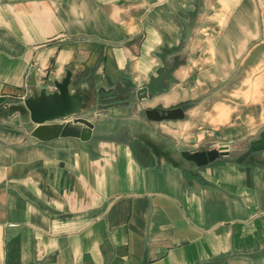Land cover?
I'll return each mask as SVG.
<instances>
[{
	"label": "crops",
	"instance_id": "obj_1",
	"mask_svg": "<svg viewBox=\"0 0 264 264\" xmlns=\"http://www.w3.org/2000/svg\"><path fill=\"white\" fill-rule=\"evenodd\" d=\"M68 70L92 136L39 140ZM0 264H264V0H0Z\"/></svg>",
	"mask_w": 264,
	"mask_h": 264
},
{
	"label": "water",
	"instance_id": "obj_2",
	"mask_svg": "<svg viewBox=\"0 0 264 264\" xmlns=\"http://www.w3.org/2000/svg\"><path fill=\"white\" fill-rule=\"evenodd\" d=\"M72 72L68 70L62 80L55 82V89L49 90L48 86L32 90L25 99V105L30 111V118L36 124L32 136L39 140L47 141L57 137L72 136L88 140L92 136L95 124L92 120L82 115L86 108L88 95L82 90L73 91L70 88ZM31 85H36L34 74ZM140 99L148 98V88L137 90ZM146 116L150 120L178 119L185 116L183 107L161 109L158 107L147 108ZM229 153L228 145L210 148L202 151L184 150L182 155L189 161L199 166L207 165L222 155Z\"/></svg>",
	"mask_w": 264,
	"mask_h": 264
},
{
	"label": "rangeland",
	"instance_id": "obj_3",
	"mask_svg": "<svg viewBox=\"0 0 264 264\" xmlns=\"http://www.w3.org/2000/svg\"><path fill=\"white\" fill-rule=\"evenodd\" d=\"M177 157H178V158H180V157H181V155L179 154V155H177Z\"/></svg>",
	"mask_w": 264,
	"mask_h": 264
}]
</instances>
